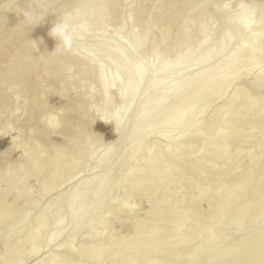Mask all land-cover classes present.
<instances>
[{
	"label": "bare ground",
	"instance_id": "1",
	"mask_svg": "<svg viewBox=\"0 0 264 264\" xmlns=\"http://www.w3.org/2000/svg\"><path fill=\"white\" fill-rule=\"evenodd\" d=\"M86 1H84V5L82 4V7L81 8H79V7H78L79 9L77 8L78 9L77 10L78 17H79L78 22L81 25H83V23H85L87 20L90 21V22L87 21L90 24V28H91L90 31H92V29H93V31H95L96 34H97V36L100 38L101 36H104V34H106L105 32L107 30H105V29H107L108 27L105 28V26H106V24H108L107 22H111L112 20L114 21V20H116L118 18L117 17L116 19H111V21H108L111 18V14H113V12H117V11H113V9L114 8L116 9V7L118 6L117 5L115 7V4L117 2H118V4H120L122 0L121 1L119 0L120 2L119 1L116 2V0H99V1H94V0L93 1L92 0L90 1L89 0L88 2H86ZM125 1H130V0H125ZM131 1H133L132 4L135 2V5H136L139 0H131ZM146 1L144 0L143 3H140V1H139V4H141V5H139L137 7L140 8V6H141V9H143V7H142L143 5L142 4L146 3ZM150 1L152 2V0H150ZM163 1H165V0H163ZM199 1L200 0H198V2ZM204 1H202V2H204ZM256 1L257 0H255L254 2H250V4L248 6H246V8L244 6L246 5V3H249V2H246L245 5L243 4L244 5L243 7L240 6L238 8L236 6L237 7V10L233 14H230L228 12V10L226 9L227 8L226 7L227 6L226 4L228 3V0H220V1H218V4H219V2H221V4H219V5H222L223 4L222 7H224V8L218 6L220 8L218 9L217 14L215 12H213L214 10L217 11L216 10L217 8H215V9L211 8L213 11L212 10L209 11V10H206L207 7L201 9L202 7L200 6L201 8H199V10L200 9L201 10L198 11V13H196V14L194 12L195 15L190 16L187 13L188 16L192 17L191 19L190 18H188V19H190L191 22L193 21V25L195 24L194 22H196V24L199 23V26H197L195 24L197 26L196 29H194L195 27L194 28H191L190 27V30L188 28H185L187 25H189L188 23H187V25H185L186 24L185 23V20H186L187 17L184 16V17H186V18H184L185 20H183V18L181 20L180 17L183 15L182 10H184L185 7H187V6L189 7V5H193V3H195V0H172V1H170V2L173 3L172 5H169L170 7L172 6V8H170V11H172V12L169 11L171 13V15L170 14L168 15V13H167V16H169V17H166L165 16L168 19H166V20L164 19L165 20L164 21L165 22L164 23V26H161V25H163V24H161V23H163L162 22L163 19L161 20V17H163V16L158 15V13H156V12H158L159 9L158 10L156 9L155 13H154V9L152 11L153 13L150 10L149 13H152V14H155V15L149 20V18L151 16L149 17V13H147L146 11H148L147 8H150V7H145L144 10L146 9V11H145L146 13H143V11H142V14H141V12H140L141 15L139 16V18H137L138 17L137 16L138 14H137L136 15V19H138V20L136 21V19H135V22H133L135 24H133L131 22L134 25L133 28H131L130 21H132L134 19V18L133 19L131 18L132 17L131 15H132V13H134L137 10V9L136 10L134 9V12H131L130 15H129V12L130 11L128 12V14L126 13V15H129V17H130V20L129 19H128L129 21L127 20L129 22V26L131 28L128 32L126 31V33L123 35V33L120 31L121 28L125 27L124 25H122V24H125L124 22L126 21V18H127L125 16V18H124L125 20L123 18H120V19H123L124 20L123 23H122L121 20H120L121 22L119 21L118 23L115 22V21L113 22V23H117V24L115 25V27L113 26V29L110 27L113 31L110 32L111 34L109 33L110 34L109 35L110 37H108L109 40H107V39L104 40L105 39L104 37H103L104 39L103 38H100L102 40H100L98 38L93 39L94 37L91 36V37H93L92 38L93 39L92 40V44H88L89 46L86 45V46H88L87 48L85 46L82 47L83 45L81 44L82 45L81 46L80 45V42L85 37L87 38V35L86 34H89V33H86V31H88L87 29H90L89 26H88V28H85V27L78 28L76 34L74 35L73 42H72L71 46H67V45L58 46L59 45L58 40H56L55 38H53L52 36H50L49 30L47 31L49 33L43 32L44 29L41 30L40 28H38V26L36 27V25H32L31 28H27L26 27L27 23L23 19V13L20 14L21 13L20 12L17 15L9 16L8 15V12H10V9L12 7L13 8L15 7V5L12 2H9L11 4L8 3L7 6H5L3 9H1L2 11H0V16H2V15L4 16V17H1L2 19H0V67H2V66H4L5 68L7 67V70L9 69L11 72L10 71H7V72H10V75L8 76L7 73H6L7 76L5 75L3 77V79L6 80V81H3L2 79H1V81H3L4 84H6L7 81H9L8 83H12L10 81H13V86L11 84L7 88L10 89V87H12L11 89L14 91L16 89V87H17V86L15 87L14 84L15 85H18L20 83L25 82L26 80L28 81V79H32V80L35 79L36 81H38V80L41 81L43 78L45 79V78L48 77L49 79H46V80H54L55 78H53V76L51 75L52 74L51 71H53L54 69H56L59 66V64L61 65V63L64 62V61L66 62V64L67 63L70 64V66H68L69 64L68 65L65 64V66H67L68 69H71V67H73L69 71H72L74 69L73 70V74H75V75L74 76H72V74L70 75L73 78L76 77L73 80L74 82H77V79H79V81L80 80H83L86 77L85 76V72L86 73H87V71L88 72H91L93 69H95V70H97V73H95L96 74L95 76L93 75L94 76L93 79L95 78V81L94 80L93 81L96 82V84L98 86V90H96V91H99L98 93H100L102 95V98H103L102 99L103 100V106L101 105L100 110H98V112H99L98 113V117H97L98 118V121L101 120V119H103V116H104L105 112L112 107V104H113L112 103L113 96H115V97H117L119 99L118 102L121 101V104L119 103L120 106H119L118 112L116 114L112 115L107 120V122H106V123H108L111 126L112 134L113 135H115L118 131H120L121 128L122 129L124 128V126H125L124 119H125L126 114L129 111L133 112L134 114L130 118V120L127 122L126 134H130L133 131L134 127L138 123H140L141 121L146 122L145 124H147V126L153 125V122H152L153 119L152 118L154 117L155 113H157V111H159L164 106L165 102L167 100H170V99H171V102L166 107V109H165V111L163 113V117L161 119H159V121L157 120L158 122H155L154 124H156V126H158V129L159 128H163L164 129V127H167L168 125H172V126H174L177 129L178 127H180L181 123L184 122V120L187 119V117H189L188 115L190 114V111L195 106H197L200 102L202 103V101L204 102L207 99L211 100V99H214V98H216L218 96H221V94L225 93L224 91L229 86V84H231V82H234L235 79H237L239 73L240 74L241 73L243 74V72H245L244 74H248V73H246V72H248V70H251L255 66L261 64L262 59L259 57V54L257 53L256 49H255V52L253 50H251V49L249 50L247 48V45L244 43V39H243V37H245L244 34H247L245 32L249 28H254L255 31L258 30V29H260V28H262L261 30H263V28H264V17H263L264 14H263V12L261 13V10L259 12L258 11L256 12L255 9H253L254 8L253 5L254 4L257 5ZM157 2L159 3V0L158 1L156 0V4H157ZM165 2H168V1H165ZM198 2H196L195 5H193V6L196 7V5H197ZM208 3H207V6L210 8L211 7L210 6L211 4L208 5ZM224 3H225V5H224ZM154 4H155V2H154ZM164 4H166V3H164ZM164 4H162V5H164ZM218 4L216 2L215 3V6L217 7ZM162 5H160V6H162ZM212 5H214V3ZM144 6H146V5H144ZM155 6L156 5H154V7ZM259 6H256V7H258V9H259L261 7V6L260 7ZM117 8H119V7H117ZM132 8L130 10H132ZM152 8H153V6H152ZM164 8L161 9V11H163ZM167 8H169V7H167ZM167 8H165V9H167ZM258 9H256V10H258ZM260 9H262V7ZM124 10H125V8H124ZM167 12H168V9H167ZM137 13H139V12H137ZM10 14H12V13H10ZM121 14H123V13L121 12ZM114 15H115V13H114ZM117 16H118V14H117ZM133 17H135V16L133 15ZM158 17L160 18V20H159ZM214 17L215 18L218 17V19L217 18L216 19L218 20L217 23L218 22L220 23V24H218V25H220L219 26L220 29L218 28L217 23L214 22V23H216L217 30L218 29L219 30L218 31L217 30H214V29L212 30V31H214L213 32V35L216 36L215 38H212L211 37V34H210L211 32L209 33V31L211 30V27L213 26L212 25V22H213L212 20H214L213 19ZM157 19H158L159 22L161 21V23L158 22L159 23V25H158V23L156 22V24L158 26H161L162 27V30H161V28H158L157 27L156 29H158V30L160 29V31H157L158 33H157V35H155L154 32H153V28L152 27L153 26H157V25H153V23H155L154 21H157ZM216 19H215V21H216ZM183 24L185 26V27L183 26L184 28L182 27ZM191 24L192 23H190V25ZM91 25L94 26V27L92 28ZM193 25H192V27H193ZM216 26L214 28H216ZM174 27L176 29L177 28H180L179 30H175L176 31V34L175 33L173 34V32H175V31H173L171 33V31H172V29H174ZM36 28H38L39 31ZM94 28H95V30H94ZM125 30H126V28H125ZM44 31H46V29ZM122 31H124V30H122ZM154 31H155V29H154ZM96 34H93V35L96 36ZM120 34H122V37H120ZM171 34H173V35H171ZM209 34H210V37L214 40L213 41L212 39H210L213 42H211L208 39V38H210L209 37ZM86 38H85V40H87ZM169 41H172L170 43H173V44H172V47L170 48V46H171L170 45L169 46L170 49L167 50L166 49V47L168 46V43L167 42H169ZM77 42H78V44H77ZM84 48H86V50H84ZM249 48H250V46H249ZM251 48H252V46H251ZM196 49L198 50V54L197 55L193 54V52ZM36 51H38V52H36ZM194 53H196V51ZM166 54L169 57H168V59L166 61H164V60H162L161 57L163 55H166ZM24 55L26 57L25 60H24V58H21V56H24ZM96 56H98V58H99L98 61L95 60ZM22 59L25 61V63H24V61L21 62ZM263 61H264V59H263ZM58 62H59V64H58ZM20 63L21 64L23 63V64L21 65ZM64 63L61 66H63ZM44 64H47L48 65V69L46 70L47 73L44 71L45 72L44 75H41V73H38L41 76L34 77L32 73H33V70L35 71L36 68L38 69V67H36V66L40 65V67H41V66H44ZM61 66L58 69H60V71L62 72ZM67 67H64L65 70H67L66 69ZM197 67L200 68V69H198ZM64 68H63V70H64ZM41 69H43V68H40V70ZM191 69H198L199 71H196L194 74L193 73L190 74L189 71ZM58 71L59 70H57V72H56L54 70L53 72L54 73L55 72L58 73ZM37 72H41V71H39V69H38ZM63 72H65V71H63ZM63 72L61 74H63ZM188 72H189V74H188ZM263 72H262V74H263ZM67 73L63 74V77L62 78H60V76L58 78L62 79L63 81L65 80V82H66V80L70 81L69 79H71V78H69L70 77L68 75L69 73L68 74ZM70 73H72V72H70ZM91 76H90V79H91ZM262 77L263 78H262L261 82H259V83H262L263 82L262 83V85H263L264 84V76H262ZM257 78H259V77H257ZM255 79H256V77H255ZM48 82H50V81H48ZM55 82H57L56 79H55ZM255 82H253L252 84H254ZM36 83H38V82H36ZM1 85H3V84L1 83ZM1 87H4V86H1ZM256 87L258 88L260 86H257L256 85ZM38 88H40V87H38ZM9 89H7V92H8ZM261 90H264V89H261ZM13 91H12V93H13ZM5 92H3V93H5ZM237 93L234 92V94H237ZM239 93L237 94V96L239 95ZM17 94H19V93L17 92ZM17 94H15V95H17ZM234 94L231 95L232 97L230 96L231 98L228 99L229 102H227V106L229 108L232 105V102L235 101V99H237V100L239 99ZM81 95H82V93H81ZM34 96H36V95H34ZM4 97H5V95H4ZM247 97H249V96L247 95ZM5 99H7V98H5ZM34 99H35V97H34ZM233 99H234V101H233ZM247 99L248 98H246V100ZM239 100L241 101V102L240 101L239 102L243 104V100H245V99L241 100V97H240ZM248 101L249 100H247L245 102H248ZM4 102L5 101L3 100V103ZM74 102H76V101H74ZM249 102H254V101L252 100V101H249ZM249 102H248L249 106L250 107H253V109L254 108L256 109L257 106L254 107V103H253V106H251L252 104L250 105ZM263 102H264V100H263ZM26 103H27V101H26ZM66 105H67V102H66ZM84 105H86V104H84ZM208 105H209V103H208ZM212 105H213V103H212ZM243 105L245 106V104H243ZM77 106H79V104H76L74 107H77ZM237 106H238V104H237ZM232 107L239 114H245L246 113L245 112L246 110L244 109L245 110L244 111L243 108H242L243 106L241 107V109H242V112L244 111L245 113H242L241 110L239 109V107H238V110H237L236 109L237 107L235 106V104ZM262 107L263 108H260L259 109L260 111L257 109L259 111V117L261 115L260 113H263L264 112V105ZM25 108H26V106H25ZM53 108H55V107H53ZM13 109H15V108H13ZM76 109L78 111V108H76ZM81 109L82 110H85L86 108L85 107L84 108L82 107ZM255 109L254 110L249 109L248 111H250L253 114V112L255 111ZM74 110H75V108H74ZM222 110H219V111H222ZM239 110H240L241 113L239 112ZM79 111H80V109H79ZM224 111H225V109H224ZM82 112L84 113V111H82ZM236 112H235V114H233L235 117H234V119H231L232 122H233V120H235V118H236V120H239V118H237V117H240V116ZM79 114L80 113L78 112L77 115H79ZM86 114H88V113H85V115L83 114V116H86ZM247 114H249V113L247 112ZM255 114H256V112L254 113V117L255 118H258V121H259V123H256L257 124V127L259 125V127H261V131H262L264 129V127H263L264 126L263 125L264 123L263 122L262 123L260 122L261 121L260 118L257 117L258 116V113L256 114L257 116H255ZM83 116H79V117H83ZM89 116L90 115L88 114L87 117L89 118ZM263 116H264V114H263ZM249 117H250V115H249ZM251 117H253V116H251ZM251 117L249 119L250 121L252 119ZM254 117H253V119H254ZM41 119H43V118H41ZM80 119H83V118H80ZM240 119H244V118H242V115H241V118ZM246 119L247 118H245V120ZM261 119L263 120L262 117H261ZM44 120H45V118H44ZM50 120H51L50 123L53 125V127L55 125V127L58 128V126H56V123L57 122L56 121H52V119H50ZM245 120H243V123H244ZM82 121H84V120H82ZM87 121H90V120L87 119ZM258 121H256V122H258ZM67 122H69V121H67ZM232 122H231V125L233 123L236 124V122H238V121H236V122L234 121L233 123ZM252 122H254V120ZM184 123H183V125H184ZM247 123L249 124V122H247ZM57 124H59V122ZM81 124L83 125L84 123H81ZM90 124L91 123H89L87 125L89 126ZM198 124H199V122H198ZM250 124L253 125L251 122H250ZM261 124L263 126H261ZM5 125H7V124H5ZM35 125H37V123ZM45 125H47V124H45ZM82 125H78V126L82 127ZM84 125H85V127L87 126L86 123ZM251 125H248L249 126V128H248L249 130H250V126ZM254 125H255V122H254ZM254 125L252 127H254ZM188 126H190V125L188 124ZM188 126L186 127V130H187ZM193 126H195V125H193ZM193 126H191L189 129L190 130L193 129L192 128ZM75 127L77 128V126H74V129H75ZM227 127H229V125ZM236 127H235V129H232V128H234V125H232V127L231 128L229 127V128L232 129V130H235V133H236V132H238V130L236 131ZM83 128H84V126L82 127V129ZM87 128H89V127H87ZM87 128H86V130H87ZM199 128H200V126H199ZM255 128H256V125H255ZM61 129L63 130L64 127L61 128ZM79 129L80 128L77 129V133H78V130ZM156 129H157V127H156ZM252 129H254V128H252ZM190 130H188L186 132H190L191 133ZM200 130H202V129H200ZM200 130L197 131V129H196L195 131L199 132ZM258 130H260V129H258ZM69 131L71 132L72 130L70 129ZM84 131H83V135H85L84 134ZM193 131H194V129H193ZM70 132H69V134H71ZM194 132L192 133V135H194ZM252 132H253V130H252ZM80 133H82V131ZM232 133H234V131H232ZM243 133H244L243 135H246L245 133H248V132H243ZM66 134H68V133H66ZM231 134H230V136H231ZM240 134H242V133H240ZM77 135H79V134H77ZM187 135L189 137V133ZM233 135L231 137L229 136V138L227 136L225 138V142H229L230 141L231 143H233V141H231V140H236L237 139V136H239V134L238 135L235 134L236 135V136H234V137H236V139H235L233 137ZM72 136H73V134H72ZM75 136L76 135H74V137ZM66 137H68V136L66 135L65 138ZM191 138H193V137H191ZM239 138H240V136L238 137V141H239ZM81 139H83V138H81ZM14 140H15L14 138H11V144H13L15 142ZM66 140H69V139H66ZM79 140H80V135H79ZM173 140L174 141L172 143H174L175 140L177 141V139H174V138H173ZM183 140H185L184 137H183ZM69 141L67 143L68 144H72V143H69ZM72 141H74V139ZM38 142H40V140ZM75 142L77 143V141H74L73 142V145H69L70 147L68 146L69 147L68 150H66V149L65 150L64 149H59L58 152L56 151L57 153L54 152L55 154L53 153L54 156H52V158H51L52 161L48 165L45 163V161H43L44 163L42 161H40L41 160L40 159V156L43 155L44 153L42 154L41 152H38V154L40 153L41 155L40 154L39 155L36 154V155H32L33 156L32 158H29L30 155L32 154L31 151H33V150H30V151L28 150V152L30 153V155L25 150L23 152H26V154L23 153L25 155H22V156L23 157H26V158H22V156L20 157V158H22V161L25 160L24 161V166H22V165L19 166L18 165L19 167H17V165L15 166V162H14L13 164L17 168L15 169L13 167L14 170H15V172H13L14 173L13 175L12 174H9V176H7L8 175L7 173L10 172V171L6 170V172L7 171L8 172L4 174L5 176L2 175L3 172L1 171L2 172L1 173V177H5V178L3 179V178L0 177L1 178L0 182H5L7 184V185H5L6 188L4 190H2V191H4L3 195L0 194V218L1 219L2 218H5L8 215V213H7V215L5 216V214H6L7 211L10 212V210L4 211V210L7 209V207L5 206V201H3V199H6V197L9 196V195H5V194L14 193L15 194V196H14L15 197V200L16 199H19V197H20V195L18 194L19 191H20L19 190V187L21 185H24L25 182H26V180L28 178H29V180L30 179H33V177H34V179L38 178L40 175H43V173L45 174L46 171H47V168H49L50 166H51L50 168H51L52 171H50V173H48V176H50L52 178H55L57 176V174L59 173V169L60 168H61V171H64V170L65 171H70L71 169H74V168H77V167H80L81 168V166H79V165H84L85 166V165H87V163L91 159H94L93 160L94 161V164L92 166H99L100 164H102L106 160V158L108 156V153H109V150L108 149H103L101 152H99L96 155V150H92V148L87 149L86 146H88V145H86L85 141H83V143H82V140H81V143L82 144L80 146L78 145L79 144V142H78V144H77L78 147L76 146L78 149L76 150L75 149V146H74L75 145L74 144ZM177 142H179V141H177ZM51 143H49V144L51 145ZM222 143H224V139H223ZM231 143H230V145H231ZM37 145L35 144V146L38 148L39 146H37ZM204 145H205V143H204ZM227 145H228V149H229L230 148L229 147V144H226V147H227ZM257 145H256V147H258V150H259L260 149L259 148L260 145H258V146ZM11 146H14V145H11ZM41 146H43V144ZM65 146H67V144ZM71 146H74V147H72V149H71ZM154 147H153V150H154L153 153H151L152 151L150 150L151 152L148 155L149 157H147V159L144 160V162H143L144 164L140 165V167L138 169V172L135 171V173L136 172L137 173L136 174L134 173V176H132L131 179L129 178V180L132 181V183L134 184V186H136V188H138L140 184H144L145 183L144 181L146 179H147V181H149L148 180V179H150L149 177L153 176L154 173L156 174V178H157V176L159 177V174L161 175V178H162L161 181L162 182L167 181V180L169 181L170 179H172V180L174 179L175 182L180 181V179H178L179 174L177 173L178 176L176 175L177 176L176 177V176H173V175H175V173H173V172L174 171L175 172L176 171L179 172V169L182 170L181 168L174 166L172 170L171 169L169 170V168H172V167H169V168L166 167V166H168L167 163L165 165H163L164 162H165L163 159H165L164 158L165 155L168 154V152L170 150L166 153L165 152L166 150L165 151H163V150L161 151V148L159 150V149L154 148ZM9 148H11V147H9ZM39 148H41V147H39ZM39 148L37 149V151L39 150ZM64 148H67V147H64ZM73 148L75 150H73ZM17 149H18V151L20 150L19 148H17ZM46 149H47V147H46ZM155 149H157V150H155ZM226 149L227 148H223L222 149L223 151H221V153L224 152L226 154V152L228 151V149L227 150ZM41 150L45 152L44 148L41 149ZM55 150H56V148H55ZM60 150L61 151L64 150V151L61 152ZM218 150H220V149H218ZM258 150L256 149V151H258ZM5 151L3 153H5ZM52 151H54V150L52 149ZM213 152H211V153L209 152V153L212 154ZM236 152L238 153V150ZM258 152L260 153V151H258ZM258 152H256V153H258ZM209 153L207 154V159H208V155L210 156ZM261 153H262V151H261ZM33 154H34V151H33ZM215 154H214V156L216 158H214L211 155L213 157L212 159L213 160L219 159V158H217L218 156L215 155ZM217 154L219 155V153H217ZM225 154H223L222 156L220 155V156L223 158V157H225L224 156ZM258 154H256V155L257 156H260L261 155V154H259V155ZM178 155H179V153L177 155L176 154L171 155L173 157V160L174 161L175 160L176 161L177 160H180L181 158L183 159V157H181L180 155H179L180 159L179 158L176 159L175 157H178ZM254 155H250V157L251 156H254ZM263 155H264V153H263ZM46 156H48V154H46ZM250 157H248L249 158L248 159L249 160L248 163L250 165V169L247 172L250 171L249 174L250 175H253V177L255 175L258 176L257 179L254 180L255 182L251 186V189L253 190L252 191L253 193L250 194V195L245 194V192L247 190H249L248 188H250L251 181L253 182V180H250V179H252L253 177L252 178H249L248 177V178H245V179L242 178L243 180L242 181L240 180V182H231V181L228 180V178L232 176L231 173H229V169L228 168H226V169H228V173L231 175V176L229 175V177H228L227 170H223V169L220 170L223 167H221L219 169V171H218L217 169L219 167L216 168V165H214L215 168H216L215 169L214 167H212L213 165H211L209 168L212 167L211 169L214 168V170H211L210 169L211 171L210 170H207V171H210L209 174H212L213 177H214V178L211 177V180L212 179L216 180L215 184L212 185V183L210 181H207V178L208 177H206V175L204 174L206 169H204L203 163H198L196 165L197 162L196 161H195L196 163L194 162L195 163L194 164V167H191L192 168V170H191L192 172L191 173H193V174H191V173L190 174L194 176L193 180L195 181V183H193L194 181H192V179H190V176L188 178V179H190V181H192L191 184H194V186L191 185L193 187L192 191L194 190V193L192 194L193 196H192L191 199H192V202L193 201L195 202V200H197V199L200 200L199 197L201 195L205 194V196H206V194H207V197H208V199H207L208 200V203H207L208 207L207 208L208 209L205 210V212H203V213H202V211L200 209H197L196 208L195 205L197 203H194L195 205L192 204V205H194V206H192L193 208H191V205H190L188 207L182 208L183 209L182 211L180 209L181 214L178 213V210H174V209H176L175 207H174V209H170L169 208L170 210L169 209L166 210V208H164L166 211H161V209L164 206L162 208H160V206L162 205V204L160 205V202H159L160 200L159 201L154 200L155 197H156V196L154 197L155 194L154 195H151V196L148 195L149 196V199L152 197L151 198V201H150L151 202L150 205H151V208L153 209V212H152L154 214L153 216L160 217L159 218V222L158 223L152 222L153 219L151 220V222H149V221L148 222H136L134 224L135 226H134V229H133V233L130 234L131 236H129L127 238L126 237L124 238V235H123V237L120 236L121 238H119L117 236L118 238L117 237L116 238L118 239V242L116 240H114V241L118 245V248L115 247L116 250L118 249L117 252L119 253L118 254V260H119L118 263L121 262V260H122L120 258H123L124 256H125V258H127V262L129 264H134V262L137 261V260H139L138 262L144 261V258H143L144 256L142 257L143 260H140L141 258L139 259V257H138L139 255H142V254H146L147 255L148 253L152 252L154 254V257H155V254H158L159 255L160 252L161 253H164L163 251L167 250V248L169 247V245H172L171 246L172 247L171 249H173V245H174V247H176V245L179 242H182L183 241V239H184V237H185L186 234H182L181 233L182 230L181 231H179V230L184 225L186 226V224L188 223V221H190L188 219H191L193 221V223H192L193 224L192 225L193 231L190 228H189V230L192 231V234L193 233L199 234L200 233V232H198V230H200L199 228H205L206 229V227H208L211 222H215L214 221L215 219L222 220L223 217H221V216L222 215L224 216V213L223 212L224 211L226 212V210H228L229 207H231V206L234 207L233 204H237V205L233 209V214H231L233 220L235 221L234 227H233V224L231 226V227L234 228V231H230L231 233L232 232L234 234L238 233V228L240 229L242 227V225H241L242 224V221L241 220H244L245 217H246L245 218V221L247 220L248 223L253 224L258 219H259V222H260V219H262L264 217V203H263L264 201H262L264 199V197L263 198L262 197L260 198V196L262 194L261 191L263 190V187H264V163L263 164H262V162L259 163L261 160L258 161L257 158H255L256 156L251 157V158ZM20 158H19V160H20ZM45 158L47 159V161H50L48 157H45ZM204 158H202V160ZM263 158L264 157H262V161L264 160ZM182 159L180 161H182V163H184L183 161L185 159L184 160H182ZM210 159L208 161H210ZM42 160H43V157H42ZM173 160H172V162H173ZM176 161L173 162V163H176ZM199 161H201V160L199 159L198 162ZM19 163H21V162H19ZM177 163H178V165L180 164L179 162H177ZM225 163H227V162H225ZM16 164H17V160H16ZM210 164H213V162L211 163V161H210ZM173 165H175V164H173ZM189 165L187 167H189ZM206 165H207V168H208V163L207 164H204L205 168H206ZM180 166L182 167L183 165H180ZM191 166H193V165H191ZM183 167H185V166H183ZM7 168L10 169L9 166ZM186 168H183V169L186 170ZM2 169H4V167ZM189 169H190V167H189ZM239 170H241V169L239 168ZM181 172L182 171H180L179 173H181ZM249 174H247V175H249ZM180 175H182V176H179V178L183 177V173L180 174ZM30 177H32V178H30ZM50 177H49V179H51ZM231 178L233 179V177H231ZM106 179H107V175L106 174H102V175L97 176L96 178L94 177V179L92 178L91 180H87V181L86 180L85 181L83 180L84 182L83 181H80V183L78 182L79 184H76L75 187L73 186V188H71V189L69 188V190H67L65 193H63L61 196H59L56 205H53V207H50V208L47 207L49 210H51L50 211L51 212L50 213V220L52 222V225L53 224H56V222H58V218H59L60 214L65 209H71L70 210L71 211L70 219L72 220V224L73 225H77L80 222L81 217H82V212H83L82 207L84 206V203L87 202V198H85V194H88V192L86 193V191H91V190H87V189H90L89 187L91 185H95V188H96L95 191L93 193L91 192L93 194V195L91 194L92 195V203H91L92 205L91 206H92V210H93V209H95L99 205V203L101 202V200H103V198H102L103 197V193L101 191L102 190L101 185L103 184L104 180H106ZM176 179L178 181H176ZM182 179L188 180L187 178H182ZM208 179H210V177ZM29 180H27V181H29ZM157 180H158V178H157ZM157 180H155V177H154L153 182L154 181L156 182ZM159 180L157 181V183L158 182L160 183ZM172 180H170V181H172ZM183 181L181 183H183ZM237 181H239V180H237ZM150 182H152V181L150 180L147 183L150 184V186H151L152 183H150ZM147 183H145L146 186H147ZM172 183H174V182H172ZM178 183H180V182H178ZM178 183H177V186L179 185ZM208 183H211V184H208ZM137 184H139V185H137ZM160 184L162 185V183H160ZM168 184H171V183L168 182ZM1 185H2V183H1ZM152 185H155V184L153 183ZM25 186H26V184H25ZM129 186H132V185H129ZM162 186H164V185H162ZM179 186H181V185H179ZM21 187H23V186H21ZM132 188H134V187H132ZM136 188H135V190H136ZM153 188H155V186L154 187L152 186V190H153ZM156 188H157V186H156ZM221 188H223V190H224V188H226V191L227 192H226L225 196L222 195L223 198L221 199V203L219 204V202H220L219 199L221 198V196H220V194L218 195V193L220 191H222ZM25 189H26V187H25ZM130 189H131V187H130ZM164 189H166V188H164ZM167 189H168V187H167ZM0 190H1V187H0ZM46 190H48V189L45 188L44 191H46ZM131 190H134V189H131ZM26 191H24V192L26 193ZM134 191H131V192L135 193L136 191L135 192ZM148 191H149V189H148ZM148 191H147V193H148ZM157 191L152 192V194L153 193H156ZM176 192L178 194L179 191L177 190ZM143 193H145V192H143ZM220 193H222V192H220ZM177 194H175V196H177ZM39 195H40V197H43L44 196V193H42V191H41V192H39ZM39 195H38V197H39ZM131 195H134V194H131ZM262 195L264 196V194H262ZM153 197H154V199H153ZM184 197L186 198V196H184ZM156 198H160V197H156ZM216 198H218V200H219V201H217V204H219V205L216 206V207H214L213 206L214 204L212 203V201L215 200ZM161 199H162V197H161ZM259 200H260V202L258 203ZM163 201H165V198L163 199ZM169 203H170V200H169ZM182 203H184L183 199H182ZM163 204H165V203L163 202ZM181 204H178V205H181ZM189 204H191L190 201L188 202V205ZM257 204L258 205L259 204H262V205L259 207ZM168 205H170V204H168ZM168 205L165 206V207L168 208ZM174 205L176 206V204H174ZM183 205L187 206L186 204H183ZM99 206H101V205H99ZM232 207H231L230 211L232 210ZM48 209H46V210H48ZM172 210H174V211H172ZM228 212H229V210H228ZM228 212H226L225 215H227ZM156 213H157V216H156ZM23 215L25 216V214H23ZM218 216L221 217L222 219L221 218H217ZM247 217L250 220H248ZM147 218H145V219H147ZM227 219H228V217H227ZM24 220H25V217H24ZM43 220H45L44 219V214L42 215V213H41L36 218L35 224L34 223L32 224V225H34V227L32 228L33 230L28 234V239L24 240V241H26V242H24V244L25 245L27 244V247H28V249H27L28 254H31V253L34 252L35 248L37 247V245L39 244L40 240L43 238V236L45 234V233H43V230L42 229H39V227L41 228L40 225L43 223ZM19 221H20V219H19ZM26 221H27V219H26ZM141 221H143V220H141ZM185 221H187L186 224H184ZM245 221H243V222H245ZM20 222H22V221H20ZM225 222H227V221H225ZM263 222H262V225L260 224L261 226L258 228V231H256V234L254 235L253 234L254 232L252 233L254 235V237L252 239H250L249 241H247L245 244H244V242H243L242 245L240 244L241 245L240 246L241 247L240 249H243V247L245 248V249H243V250H245V255L243 256L244 258L242 259V262H241L242 264H264V223ZM169 223H171V228L173 226L172 231L169 230V229L167 230V228H168V225L167 224H169ZM216 223H217V221H216ZM230 223H233V221L230 222ZM230 223H228V224L230 225ZM246 223L247 222H245V225H246ZM228 224H226L227 227H229ZM254 224H256V223H254ZM18 225H21V224H18ZM164 225L167 228H165ZM216 225H215L216 231L218 229H221L220 228L221 226L223 227V229L225 227V226L219 224V225H217V226H219V228L217 227L218 228L217 229L216 228ZM239 225H241V226L238 227ZM169 226H170V224H169ZM189 226H191V224ZM213 226H211V229L214 228ZM208 228H210V226ZM14 229H16V228H14ZM211 229H208V231L211 230ZM221 230L219 232L218 231L217 232L219 234L220 233L223 234L224 233L223 232L224 230H222L223 233L221 232ZM54 231L51 230V229L48 231V234L49 235H47V236L49 237V240L47 241V243H49L51 241V238L53 237ZM178 231H179V233H178ZM184 231L186 232L187 230H184ZM191 231H189V232H191ZM208 231H206V233ZM248 231H251V228ZM213 232L215 233V231H213ZM180 233H181V235H180ZM212 233L211 234L207 233V234L208 235H211V237H212V235H213ZM231 233H228V234H231ZM221 234H220V236H222ZM239 234H241V233H239ZM223 237L224 238H222L220 240H219L220 237H218L216 239V241H213L216 238L215 236L213 237L214 239L212 238L213 240L211 238H209V239L206 238V239H204V242H202V245L198 244L199 245L198 247L201 246L199 249L197 247H194L193 249L196 248L198 250V252L196 251L195 253H199L200 250H202L201 248L205 249V251L204 250L201 251L203 253H199V254H202V256L204 255V252L206 253V251H208V254H209V250H213L215 252V250H217L219 247H222L224 245V243H226V240H228L230 238L229 237V238L226 239V237L224 235H223ZM113 238H115V237H113ZM7 240H6V242H7ZM240 240L242 241V238ZM241 241H238V242H241ZM191 242H193V241H191ZM7 244L5 243L3 245H5V247H6ZM18 245H20V244H18ZM114 245H115V243H114ZM236 245L237 244L235 243V246ZM100 246H102V245H100ZM177 246H178V248H180L179 245H177ZM20 248H22V247H20ZM226 248L228 249L230 247H226ZM7 249H5V250H7ZM107 249H108V247H107ZM237 249L238 248H236V249L234 248V250L236 252L237 251H240V250H237ZM96 250H97V248H96ZM96 250L95 251L92 250L93 252H95L94 253L95 255L93 254L94 255L93 256L94 259H96L99 256V254H101V252H103L102 251L103 249H100L98 251H96ZM111 250H112V247H111ZM173 250H175V249H173ZM230 250H232V249L230 248ZM92 251H90V252L92 253ZM169 251H170V249H169ZM105 252H107V251H105ZM166 252H168V251H166ZM224 252L227 253L226 251H223V253ZM20 253L21 252H19V254ZM192 253H191V256L189 255L191 258L189 256H187L189 259H194L196 257V255L197 256L199 255V254H195V253L192 254ZM211 253H212V251H211ZM223 253H222V255H223ZM111 254H112V252H111ZM160 255L162 256V254H160ZM163 255L166 256V254H163ZM2 256H3V254H2ZM200 256L201 255H199L197 258H199ZM5 257L3 259H5ZM91 257H92V254H91ZM171 257H172V255H171ZM219 257H220V255H219ZM212 258L214 259V257H212ZM0 259H1V257H0ZM146 259H147V257H146ZM165 259H164V261H165ZM176 259H178V258H176ZM54 260H55L54 258H50L49 263H47L48 261H46L45 264H54V262L56 261V260L55 261ZM106 260L107 259H105V261ZM150 260L152 261V259H150ZM197 260L196 259L193 260L192 263L194 264V262L195 261L197 262ZM238 260H236V261H238ZM63 261H64V259H63ZM99 261H100V259H99ZM122 261L125 262L124 260H122ZM149 261H148V263L146 261V262H144L142 264H149ZM189 261H191V260H189ZM207 261L209 263V260H207ZM224 261H226V260L224 259ZM40 262H37L36 261L33 264H43L42 261H40ZM127 262H125V263L128 264ZM232 262H233V260L231 259L230 261H228V264H230V263L232 264ZM60 263H61V261H60Z\"/></svg>",
	"mask_w": 264,
	"mask_h": 264
},
{
	"label": "rangeland",
	"instance_id": "2",
	"mask_svg": "<svg viewBox=\"0 0 264 264\" xmlns=\"http://www.w3.org/2000/svg\"><path fill=\"white\" fill-rule=\"evenodd\" d=\"M84 1H86V0H84ZM84 1L83 0H68V1L67 0H56V3L42 17V19L37 24H29V23H27L26 27L27 28H31L32 25H36V27L38 26V28H40L41 30L42 29H44V30L46 29V31L43 30V32H47L48 30L50 32L51 28L58 21V18L62 14V12L70 10L71 7H73V6H77V8L78 7L81 8L82 4L84 5ZM88 1L89 0H87L86 2H88ZM94 1H99V0H94ZM117 1H119V0H116V2ZM139 1H140V3H143L144 0H142V1L139 0ZM139 1L137 2L136 5H135V2L133 3L134 4L133 5L132 4L133 1H131V0L130 1L122 0L120 4H118V2L115 4V7L118 5L117 7H119V8L116 7V9L114 8L115 10L113 9V11H117V12H113V14H111L110 20H108V21H111V19H116L118 17L114 21L118 23L121 20L122 23H123L124 20H125L124 18L126 16L127 18H126V21L124 22L126 25L122 24L125 27H123L124 29L121 28V30H120L123 33V35L126 33V31L128 32L131 28H133V26H134L133 24H135L133 22H135L136 15L138 14L137 18H139V16L142 14V11H143V13H146V12L149 13L150 10L152 12L153 9H154V13H155L156 9L157 10L159 9L158 12H156V13H158V15L163 16V17H161V20L163 19V21H162L163 23H161V21L159 22L158 19H157V21H154L155 23H153V25H157L156 22L157 23L159 22V23L163 24L161 26H164V23H165L164 21L166 19H168L166 17H169V16H167V13H168V15L169 14L171 15L170 12H172V11H170V8H172V6L170 7L169 5L173 4L172 2H170L172 0H165V1H168V2H165L163 0H161L162 1L161 2L159 0V3L157 2V4H156V0L155 1L152 0V2L150 0H147V1L145 0L146 3L142 4L143 5L142 6L143 9H141V6H140V8L137 7V6L141 5V4H139ZM202 1H204V0H200L199 2H198V0L197 1L195 0V3L198 2L197 3L198 6L196 5V7H194L193 5H195V3H193V5H189V7L187 6V7H185L184 10H182L183 15L180 18H181V20H182V18H183V20H185L184 18L187 17L186 20H185V23H186L185 25H187V23L189 24L186 27L183 24L182 27L184 26L185 28H188L189 30H190V27L191 28L195 27L194 29H196V27L199 26V23L196 24V22H194L197 26L195 24L193 25V21L191 22V20H190L192 17H190V16L195 15L196 13H198V11H200L201 9H203L205 7H207L206 10H209V11L212 10L211 8H213V9L217 8L216 9L217 11H215V10L213 11L212 10L213 12H215L217 14L218 9L220 7H222V5H223V4L219 5V4H221V2H219V4H218V1H220V0H217V1L216 0H205L204 2H202ZM215 1L218 4L217 7L215 6V3H216ZM254 1L255 0H253V1L252 0L251 1L250 0H228V3L226 2L227 3L226 4L227 5L226 9L228 10V12L230 14H233L237 10V7L238 8L240 6L243 7L246 2H249V3H246V5L244 6L246 8V6H248L250 4V2H254ZM9 2H12V0H9ZM154 2H155V4H154ZM152 3L154 5H156V6L154 7V5ZM164 3H166V4H164ZM207 3H208V5L211 4L210 8L207 6ZM213 3H214V5H212ZM256 3H257V5L254 4L253 5L254 6L253 9H255L256 12L257 11L259 12L261 10V13L263 12V14H264V0H257ZM9 4H11V3H9ZM159 4L160 5L164 4V5H162L163 6L162 7ZM14 5H15V7L14 8L12 7L10 9V12H8L9 16L17 15L20 12H21L20 14H22L23 13V9L28 6V0H16V3ZM144 5H146V6H144ZM224 5H225V3H224ZM259 5L262 7V9H260L261 7ZM5 6H7V4L6 5H0V11H2L1 9H3ZM129 6L131 8L134 6L135 8L133 7L132 10H130L131 8ZM152 6H153V8H152ZM218 6H220V7H218ZM256 6H259L260 8L258 9V7H256ZM145 7H150V8H147L148 11H146V9L144 10ZM164 7L165 8L169 7V8H167L168 12H167V9H165ZM124 8H125V10H124ZM163 8H164V10L161 11V9H163ZM199 8H201V9L199 10ZM222 8H224V7H222ZM134 9L135 10L137 9V10L134 12ZM256 9H258V10H256ZM121 12L123 14H121ZM128 12H129V15L131 14V12H134L131 15L132 16L131 18L132 19L134 18L132 21H130V23L131 22L133 23V24L131 23V25H130L131 28H130L129 22H128L130 20V17H129V15H126V13L128 14ZM137 12H139V13H137ZM140 12H141V14H140ZM194 12H195V14H194ZM10 13H12V14H10ZM114 13H115V15H114ZM152 13H149V17L151 16L149 18V20L155 15V14H152ZM187 13L190 16H188ZM117 14H118V16H117ZM133 15L135 17H133ZM184 16H186V17H184ZM1 17H4V16L3 15L0 16V19H2ZM263 17H264V15H263ZM120 18H123L124 20L120 19ZM188 18H190V19H188ZM216 18L218 19V17H216ZM216 18L215 17L213 18L214 19V20H212L213 21L212 22L213 26L211 25L212 27H211V30L209 31V33L211 32L210 34H211L212 38L216 37V36L213 35L214 31H212L213 29L217 30L216 23H217L218 20ZM215 19H216V21H215ZM137 20L138 19H136V21ZM159 20H160V18H159ZM87 21H86L87 27H85V28H88V26L90 28V24L88 23L90 21H88V22ZM114 21L112 20L111 22H107L108 24H106V26H105V28L108 27L107 29H105V30H107L105 32L106 34L103 33L104 36H101L100 38L104 37L105 38V39L103 38L104 40H106V39L109 40L108 37H110L109 36L111 34L110 32L113 31L112 30L113 26L115 27V25L117 24V23H113ZM214 22H216V23H214ZM159 23H158V25H159ZM190 23H192V24L190 25ZM218 24H220V23L218 22L217 25ZM158 25L152 27L153 28V32H154L155 35H157V33H158L157 31H160V29L159 30L156 29L157 27L161 28V30H162V27L158 26ZM192 25H193V27H192ZM215 26H216V28H214ZM219 26L220 25H218V28H219ZM93 27L94 26H92V28ZM38 28H36V29L38 30ZM125 28H126V30H125ZM154 29H155V31H154ZM179 29L180 28L176 29L174 27V29H172L171 33L173 31L179 30ZM261 29L262 28H260V29L255 31L254 28H249L245 32L247 34H244L245 37H243L244 43L247 45V48L249 50L251 49V50H253L255 52V49H256L257 53L259 54V57L262 59L261 64L255 66L251 70H248V72H246V73H248V74L250 73L249 75L248 74H244L245 72H243V74L239 73L237 79H235L234 82H231V84H229V86L224 91L225 93L221 94V96H218V97H216L214 99H211V100L207 99L204 102L202 101V103L200 102L197 106H195L190 111V114L188 115L189 117H187L188 120L185 119L184 120L185 123L182 122L180 127H178L177 129L174 126H172V125H168L167 127H164V129L163 128H159L158 129V126H156V124H154L155 122H158L159 119H161L163 117V113H164L166 107L171 102V99H170V100H167L165 102L164 106L159 111H157V113H155L154 117L152 118L153 119V121H152L153 125L147 126V124H145L146 122L141 121L140 123H138L134 127L133 131L130 134H126L127 122L130 120V118L134 114L133 112L129 111L126 114L125 119H124V123H125L124 128L123 129L121 128L120 131H118L115 135H113L111 126L108 123H106V122L112 115H114V114H116L118 112V109H119V106L121 104V101L118 102L119 99L117 97L113 96L112 107L105 112V114L103 116V119L98 121V118H97L98 117V113H99L98 110H100L101 105L103 106V100H102L103 98H102V95L100 93H98L99 91H96V90H98V86H97L96 82H94L95 78L93 79V77L96 75L95 73H97V70H95V69H93L91 72H88V71H87V73L85 72V76L86 77L88 76L87 77L88 79L85 77L83 80L79 81V79H77V82H74L73 80L76 78V77H74V78L72 77V76L75 75V74H73V70L74 69L72 71H69L73 67H71V69H68V67L65 66L66 62L64 61L65 62L64 63V62L61 61L62 62V63L60 62L61 65L63 63H64V65L61 66L59 64V62H58L59 66L56 69H54V70L56 72H57V70L60 71V69H58V68L61 66L62 72L65 71V72H63V74H65L67 72L69 73V74L67 73L69 76L72 74V76L69 77V78H71V79H69L70 81H68V80H66V82H65V80L63 81L62 79H60V78L63 77V74H61L62 72L58 71V73H59L58 74L56 72L54 73L53 72L54 70H53V71H51L52 74L51 73L50 74L53 76V78H55L57 80V82H55V79L54 80H46V79H49L47 76H46L47 78H45V79L43 78L41 81H39V80L36 81L35 79L34 80L28 79V81L26 80L25 82H23L24 84L23 83H20V84L17 83L18 85L14 84V86L15 87L17 86V87L13 91L11 89L12 87H10L11 90L9 88H7L11 84L13 86V81H10L12 83H8L9 81H7L6 82L7 85L3 83V81H6V80L3 79V77L6 75V73L9 76L11 71L9 69L7 70V67L6 68L4 66L0 67V95H1L0 96V165L2 166V167L0 166L1 167L0 168V177H1V173L2 172H3V174H2L3 176H5L4 174L7 173L8 171H10L11 173L8 172L7 176H9V174L13 175L14 174L13 172H15L14 168L16 169L20 165L24 166V161L25 160L23 159L24 161H22V158H26V157H23L22 155L26 154V152H23L25 150L27 151V153L29 155H30V153L28 152V150L29 151L30 150L34 151V154H33V151H31L32 154L30 155L29 158H32L33 157L32 155H36V154L39 155L40 153L38 154V152H41L42 154L44 153L43 155L40 154L43 157V160H42V157L40 156V159H41L40 161H42V162L45 161V163L47 165L51 163L52 156H54V154L57 153L59 151V149L68 150L69 147H70L69 145H73L74 141H77V143L76 142L74 143L75 144L74 146H75L76 150L78 149L77 148L78 147L77 146L78 142H79L78 145L80 146L83 143V141H85L86 145H88V146L85 145L87 149L92 148V150H96V155L99 152H101L103 149H108L109 150V153H108V156H107L106 160L102 164H100L99 166H92L94 164V161H93L94 159H91L87 163L88 166L87 165H85V166L84 165H79V166H81V168L77 167V168L71 169L70 171H65L64 170L65 172L61 171V168H60L59 169V173L57 174V176L55 178H52V177L48 176V173H50V171H52L51 168H50L51 166H50L49 168H47V171H46L45 174L43 173V175H40L36 179H34V177H33V179L29 180V178H28L27 180H29V181L26 180L27 183L25 182L26 186L24 184V185H21L23 187H21V186L19 187V190H20L19 193H18L20 195L19 199L15 200V197H14L15 194L14 193L5 194V195H9V196H7L6 199H3V201H5V206L7 207V209L4 210V211L10 210V212L7 211L6 214L4 213L5 216L8 213V215L6 217L4 216L5 218H2V219L0 218V257H1L0 264H33L36 261L37 262L42 261L43 264H45L46 261H48L47 263H49L50 258H54L56 260V261L54 260L55 261L54 264H59L60 261H61L60 264H105V263L106 264H126L125 262H127V258H125V256L123 257L124 259L120 258V259L124 260L125 262H123L121 260V262L118 263V261H119L118 260V254L119 253L117 252L118 249L116 250V248H118V245L116 244V242L114 240H116L118 242L117 238L118 237L121 238L120 236L123 237V235H124V238L125 237L127 238V237L131 236L130 234L133 233V229H134V226H135L134 224L136 222H148V221L151 222L152 219H153L152 222H156V223L159 222V218L160 217L157 216V213H156L157 217L153 216L154 215L152 213L153 209L151 208V205H150L151 204L150 201H151L152 197L149 199V196L155 194L154 197L155 196L156 197H160V198H156L155 197V199L153 197V199L157 200V201L160 200L159 201L160 205L162 204L160 206V208H162L164 206L161 209V211H166L169 208L170 209H174V207H175L176 209H174V210H178V213L181 214V211L183 210L182 208L188 207L190 205H191V208H193L192 206L195 205L194 203H197L195 206H196L197 209H200L202 211V213L205 212V210L208 209L207 208L208 207V205H207V203H208L207 194H206V196H205V194L201 195L199 197L200 200L197 199V200H195V202L194 201L192 202V199H191L192 196H193L192 194L194 193V190L192 191L193 187L191 186V185L194 186V184H191V182L194 181L193 180L194 176L191 175V174H193V173H191L192 172L191 171L192 170L191 167H194V164L196 162H197L196 165L198 163H203V167H204V169H206L204 174L206 175V177H208V178L210 177V179L207 178V181H210L212 183V185L215 184L216 180H214V179L211 180V177L212 178H214V177H213L212 174H209V172L211 170H214V168H215L214 165H216V168L219 167L217 169L218 171H219V169L221 167H223L220 170H222V169L223 170H227V173H228V169H229V173H231L232 176L228 173V177H229V175L231 177H233V179L231 177L228 178V180L231 181V182H240V180L242 181L243 179L248 178V177L252 178L253 175L249 174L250 171L247 172L250 169V165L248 163V161H249L248 157H250V155H254L255 154L254 155V156H256L255 158H257L258 161L261 160L259 163H261V162H262V164L264 163V160L262 161V157H264V155H263V153H264V150H263L264 149V142H263L264 141V138H263L264 137L263 136L264 135V129L261 131V127H259V125L257 127L256 123H259V121H258V118L254 117V113L255 112H256V114L258 113V116L256 114H255V116L259 117V111H260L259 109L263 108L262 106L264 105V102H263V100H264V90H261V89H264V84L262 85L263 82L259 83V82H261V80L263 78L262 76H264V72H263L264 71V61H263V59H264V38H263L264 37V28H263V30H261ZM87 30L88 31H86V33H89V34H86L87 38L85 37L87 40H85V38H84V39H82L83 41L81 40L82 43L80 42V45L82 44L83 46L82 45L81 46L82 47L85 46L86 48L89 46L88 44H92V40L93 39H95V38L100 39L97 36L96 32L93 31V29H92V31H90L91 28L87 29ZM94 30H95V28H94ZM122 30H124V31H122ZM49 32H47V33H49ZM174 33L176 34V31L173 32V34ZM93 34H96V36L93 35ZM173 34H171V35H173ZM210 34H209V37H210ZM257 34H259V35H257ZM91 36H93L94 38L91 37ZM120 37H122V34H120ZM211 37L208 38V39L209 40L212 39ZM100 40H102V39H100ZM212 40H210V41L213 42L214 40L213 41ZM170 42H172V41L167 42L168 43V46L166 47L167 50L172 47L173 43H170ZM77 44H78V42H77ZM86 45H88V46H86ZM169 46H170V48H169ZM249 46H250V48H249ZM251 46H252V48H251ZM86 48H84V50H86ZM195 51H196V53H194ZM195 51L193 52V54L197 55L198 54V50L196 49ZM36 52H38V51H36ZM168 57L169 56L166 54V55H163L161 58H162V60L166 61L168 59ZM21 58H24V60H25L26 57L24 55V56H21ZM24 60L22 59L21 62H23ZM95 60L96 61L99 60L98 56H96ZM24 63H25V61H24ZM68 64L69 63H67L66 65H68ZM68 66H70V64ZM36 67H38L39 71H41V72H37L38 71L37 68L35 69V71L33 70L32 74H33L34 77L44 75L46 70L48 69V65L47 64H44V66H41V67H40V65H38ZM64 67H67L66 68L67 70H65ZM40 68H43V69L40 70ZM63 68H64V70H63ZM198 69H200V68H198ZM198 69H191L189 72H190V74H192V73L194 74L196 71H199ZM7 71H10V72H7ZM70 72H72V73H70ZM189 72H188V74H189ZM262 72H263V74H262ZM38 73H41V75L38 74ZM59 76H60V78H58ZM90 76H91V79H90ZM255 77H256V79H255ZM257 77H259V78H257ZM1 79L3 81H1ZM254 80L255 81L257 80L256 81L257 83ZM35 81L38 82V83H36ZM48 81H50V82H48ZM252 81L255 82V83L252 84L253 83ZM1 83L3 85H1ZM256 85L260 86V87L257 88ZM1 86H4V87H1ZM38 87H40V88H38ZM7 89H9L8 92H7ZM2 91L3 92L6 91V92L3 93ZM12 91H13V93H12ZM17 92L19 94H17ZM234 92H236V93L238 92L239 95L237 96L238 93L234 94ZM32 93L34 95H36V96H34ZM81 93H82V95H81ZM232 93L234 95H236L239 99L241 97V100L245 99V100H243V104H245V106L242 103H240L241 101L239 99L237 100V99L234 98L235 101L233 99L234 102H232V105L229 108L227 106V102H229L228 99L232 97L231 96V95H233ZM15 94H17V95H15ZM4 95H5V97H4ZM247 95L249 97H247ZM33 96L35 97V99H34ZM5 98H7V99H5ZM246 98H248L247 100H249V101H252V100L254 101V102H249L248 101L250 103V105L252 104L251 106H253V103H254V107H256V106L258 107V108L256 107V109L254 108L255 111L254 112L252 111L253 114L250 111H248L249 109H252V110H254V109H253V107L249 106L248 102H245V101H247ZM3 100L5 101L4 103H3ZM79 100L80 101L82 100V101L80 102ZM26 101H27V103H26ZM74 101H76V102H74ZM66 102H67V105H66ZM208 103H209V105H208ZM212 103H213V105H212ZM236 103L238 104V106H237ZM74 104L75 105L79 104V106L74 107L75 106ZM84 104H86V105H84ZM234 104L237 107V108L236 107L235 108L238 110V107H239L241 112H242L241 107L243 106L242 108H243V110L244 109L246 110V111L244 110L246 113L244 111L242 113H245V114H239L238 112H236V110L233 109V107H232ZM25 106H26V108H25ZM12 107L15 108V109H13ZM53 107H55V108H53ZM82 107L83 108L85 107L86 109L82 110L81 109ZM74 108H75L76 111L74 110ZM76 108H78V111H77ZM79 109H80L81 112L79 111ZM224 109H225V111H224ZM219 110H222V111H219ZM240 110H239V112H240ZM82 111H84V113ZM78 112L80 113L79 115H77ZM235 112L237 114H239V116H240V117H237L238 115L236 116L237 118H239V120H236V118H235V120H233V122L234 121L235 122L238 121V122H236L237 125L235 123H233L232 120H231V119H234L235 116L233 114H235ZM247 112L249 114H247ZM85 113H88L90 115L89 118L87 117L88 114H86V116H83V114L85 115ZM260 114H261L260 117H259L260 120H261L260 122L264 123V116H263L264 112L260 113ZM241 115H242V118H244V119H240ZM249 115H250V117L251 116L254 117V119H253V117H251V118L254 120L256 128H255L254 122H252L253 120L252 119H251V121L249 120L250 119ZM79 116H83V117H79ZM261 117L263 118V120L261 119ZM41 118H43V119H41ZM44 118H45V120H44ZM80 118H83V119H80ZM245 118H247L249 121L247 119L245 120ZM50 119H52V121H56L57 123L59 122V124L56 123V126H58V128L55 127V125L53 127V125L50 123V121H51ZM87 119L90 120V121L92 120V121L91 122L87 121ZM82 120H84V121L86 120V121L84 122ZM243 120H245L246 122L244 121V123H243ZM255 120L258 121V122H256ZM67 121H69V122H67ZM35 122L37 123V125H35L36 124ZM198 122H199V124H198ZM231 122L233 123L232 125H234V128H232V129H235V127L237 126L236 127V131L238 130L239 133L238 132L235 133V130L230 129L232 127ZM247 122H249V124ZM250 122L254 125V127H252L253 125H251ZM81 123H84V124L86 123V125L89 124V123H91V124L89 126L87 125L85 127V125L84 124L82 125ZM183 123H184V125H183ZM5 124H7L8 126L5 125ZM45 124H47V125L49 124V125L47 126ZM188 124L190 126H188ZM78 125H82V127L84 126V128L82 129V127H80ZM186 125L188 126L187 130H186V127H187ZM193 125H195V126H193ZM228 125H229L230 128L227 127ZM248 125H251L250 126V130L248 129L249 128ZM263 125L261 124V126H263ZM62 126L64 127L63 130L61 129V128H63ZM74 126H77V128L75 127L76 130L74 129ZM191 126H193L192 128L194 129V131L196 129H197V131L200 130V129H202V130H200L201 132L200 131L199 132H197V131L194 132L193 129H191V130L189 129ZM199 126H200V128H199ZM87 127H89V128H87ZM156 127H157V129H156ZM78 128H80V129L78 130V133H77V129ZM86 128H87V130H86ZM252 128H254V129H252ZM66 129L68 131L71 129L72 131L71 132L69 131L71 134H69V132ZM258 129H260V130H258ZM185 130L186 131L190 130L191 133L190 132H186ZM252 130H253V132H252ZM73 131L74 132L76 131L75 132L76 134ZM81 131H82V133H80ZM83 131H84L85 135H83ZM232 131H234V133H232ZM65 132L68 133L71 137L68 134H66ZM193 132H194V135H192ZM243 132H248V133H245L246 135H243L244 134ZM188 133H189V137L187 135ZM240 133H242V134H240ZM65 134L68 137L65 138V136H66ZM72 134H73V136H72ZM77 134L80 135V140H79V135H77ZM230 134H231V136L234 134L233 137L239 134V136H240L239 141H238V137L239 136H237V139H236V137H234L236 140H231V141H233V143H231L230 141L229 142H225V138L227 136L229 138ZM74 135H76V136L74 137ZM183 137H184L185 140H183ZM191 137H193V138H191ZM11 138L15 139L14 143L16 145L14 143L11 144ZM81 138H83V139H81ZM173 138L177 139V141H179V142H177L175 140V142L172 143L174 141ZM66 139H69L70 141L66 140ZM73 139H74V141H72ZM223 139H224V143H222ZM39 140L43 144V146H41L42 144L40 142H38ZM81 140H82V143H81ZM68 141H69V143H72V144H68L67 143ZM64 142L67 144V146H65L66 144ZM203 142L205 143V145H204ZM49 143H51V145ZM230 143H231V145H230ZM35 144L36 145L38 144L37 146L41 147V148L38 147L39 148L38 151H37L38 148L35 146ZM226 144H229V147H230L229 149H228V145L226 147ZM257 144L260 145V147H259L260 149L259 150H258V147H256ZM11 145H14V146H11ZM74 146H71V149ZM152 146L153 147L155 146L154 148H157L159 150L161 148V151L162 150L163 151L166 150L165 151L166 153L170 150L169 151L170 153L168 152V154H166L165 157H164L165 159H163L165 161V162L163 161L164 162L163 165H165L167 163L168 166H166V167H168V168L172 167V168H169V170L170 169L172 170L174 166L181 168L182 170L179 169V172L180 171H182V172L179 173L178 171H176V172L174 171L173 173H175V175H173V176H176V175L178 176V174H179V176H182L180 174L183 173V177L179 178V176H178V179H180V181H178L176 179V181H178L180 183L184 180L183 183L180 184L178 182H175L174 179H173L174 181L172 179H170L172 181H170V180L168 181L167 180V181L162 182L161 181L162 180L161 175L158 173L159 177L157 176V178H158V180L160 179L159 180L160 183H162V185H164V186H162L158 182L160 184L159 185L157 183L158 180L156 178V174L154 173L155 175L153 174V176L149 177L150 179H148V180L149 181L151 180L152 182H150V183H152V184L154 183L155 185L151 184V186H150V184L147 183L149 181H147V179H146L144 182L147 183V186H146L145 183H144L145 185L144 184H140V185L137 184V185H139V187L137 186L138 188H136V186H134V184L132 183L131 180H129V178L131 179V177L134 176L135 171L138 172V169H139L140 165L144 164L143 163L144 160L147 159V157H149L148 156L149 153L151 151H152L151 153H153L154 150H153ZM9 147H11V148H9ZM46 147H47V149H46ZM64 147H67V148H64ZM17 148H19L20 150L18 151ZM43 148H44L45 152L41 150ZM55 148H56V150H55ZM223 148H227L228 149V151H227L228 153L226 151H225L226 154L224 152L221 153V151H223L222 150ZM52 149L54 151H52ZM75 149L73 148V150H75ZM157 149H155V150H157ZM218 149H220V150H218ZM256 149L258 151H260V153L258 151H256ZM64 150H62V151H64ZM212 150L215 153L216 152L219 153V155L217 153L215 154ZM237 150H238V153L236 152ZM4 151H5V153H3ZM255 151L258 152L261 155L257 156L256 154H258V153H256ZM261 151H262V153H261ZM209 152L210 153L213 152L215 155L218 156L217 158H219V159H215L216 161L213 160L212 158L213 157L216 158V157L214 156L213 153L210 154ZM23 153H25V154H23ZM173 153L176 154V155L179 153V155L181 157H183V159L182 158L181 159L182 160L185 159L183 161L184 163H182V161H180L181 159H180L179 155H178V157H175V158L176 159L179 158L180 160H177V161L175 160V161H176V163L179 162L180 164L178 165V163L177 164L173 163V162H175L173 160V157L171 156V155H174ZM208 153L210 154V156L208 155V159H207V154ZM46 154H48V156H46ZM223 154H225L224 155L225 157L222 158L221 156ZM21 156H22V158H20ZM254 156H251V157H254ZM45 157H48L50 161H47V159ZM19 158H20V160H19ZM202 158H204V159L202 160ZM199 159L201 161L198 162ZM209 159H210L211 163L213 162V164H210V161H208ZM16 160H17V164H16ZM172 160H173V162H172ZM14 162H15V166L17 165V167L14 166V164H13ZM19 162H21V163H19ZM225 162H227V163H225ZM172 163L175 164V165H173ZM207 163H208V168H207V165H206V168H205L204 164H207ZM180 165L185 166V167L182 166L183 168H186L189 165L190 169H189V167H187L186 170H185ZM191 165H193V166H191ZM211 165H213L212 166V167H214L213 169H211L212 167L209 168ZM8 166H9L10 169L7 168ZM3 167H4L5 170L2 169ZM226 168H228V169H226ZM239 168L241 170H239ZM6 170H8V171L6 172ZM207 170H210V171H207ZM102 174H106L107 175V179L104 180L103 184L101 185V188H102L101 191L103 193V197H102L103 200H101V202L99 203V205H101V206L98 205L95 209L92 210V206H91L92 205L91 204L92 203V195H93L92 193L95 191L96 188H95V185H91L89 187L90 189H87V190H91V191H86V193L88 192V194H85V198H87V202L84 203V206L85 205L86 206L82 207L83 212H82V217H81L80 222L77 225H73L72 224V220L70 219V214H71L70 210L71 209H65L60 214V216L58 218V222H56V224L52 225V222L50 220V213H51L50 211L51 210H49L48 208L53 207V205H56L59 196H61L63 193H65L67 190H69V188L71 189V188H73V186L75 187L76 184L80 183V181L91 180L92 178L94 179V177L96 178L97 176L102 175ZM247 174H249V175H247ZM189 176H190V179H192V181H190V179H188ZM49 177L51 179H49ZM154 177H155V180H157L156 182L155 181L153 182ZM257 177L258 176L255 175L252 179H250V180H253V182L251 181L250 188H248L249 190L251 189V186L255 182L254 180H256ZM1 178L4 179L5 177H1ZM1 178H0V180H1ZM30 178H32V177H30ZM182 178H187L188 180H185V179H182ZM237 180H239V181H237ZM168 182H170L171 184H168ZM172 182H174L175 184L172 183ZM1 183H2V185H1ZM4 183L5 182H0V187H1L0 191L2 192V193L0 192L1 195H3L4 191H2V190H4L6 188L5 185H7L6 183L5 184ZM177 183L179 185H181V186H179V185L177 186ZM193 183H195V181ZM211 183H208V184H211ZM129 185H132V186H129ZM24 186L26 187V189H25ZM152 186L153 187L155 186V188L157 186V188L156 189L153 188V190H152ZM130 187H131V189H134V190L136 188V190H135L136 192L134 190H131ZM132 187H134V188H132ZM167 187H168V189H167ZM45 188H47L48 190L44 191ZM164 188H166V189H164ZM148 189H149V191H148ZM221 189H222V191H220V192H222L223 194L220 193V192L218 193V195L220 194V196H221V198L219 197L220 198L219 199L220 200L219 204L221 203V199L223 198V196H225V194L227 192L226 188H224L225 191L223 190V188H221ZM177 190L179 191L178 194L176 192ZM249 190H247L246 191L247 193L245 192V194L250 195V194L253 193L252 189L250 191ZM24 191H26V193ZM41 191H42V193H44L43 197H40V195H39V192H41ZM131 191H134L135 193H133ZM147 191H148V193H147ZM155 191H157L158 193L156 192L157 194L156 193L152 194V192H155ZM143 192H145V193H143ZM261 193L264 194V187H263V190L261 191ZM129 194L130 195L134 194V195L130 196ZM175 194H177V196H175ZM262 194H261L260 198L264 197ZM38 195H39V197H38ZM184 196H186V198ZM161 197H162V199H161ZM164 198H165V201H163ZM182 199H183L184 203H182ZM216 199L212 201V203L214 204V205L213 204L212 205L214 207L219 205V204H217V201H219V200H218V198H216ZM169 200H170V203H169ZM260 200L258 201V203L260 202ZM189 201L191 202V204L188 205ZM262 201H264V199ZM127 202H131V203L137 204L138 208L135 209L134 211L133 210H129L128 208L125 207V204ZM163 202L165 204H163ZM168 204H170V205H168ZM174 204H176V206L178 204H181V205H178L176 207ZM183 204H186L187 206H185ZM192 204H194V205H192ZM167 205H168V208L165 207ZM236 205L237 204H233L234 207L231 206L232 207L231 211H230L231 207H229V209H228L229 212H228V210L225 209L226 212H228L229 214L227 213V215H225L226 212L224 211L223 212L224 216L223 215L221 216V217H223V219L221 217H219L220 215L217 217V218H221L222 220L215 219L214 220L215 222H211L214 225L216 223V221H217V223H216L217 225L220 224V225H223V226L226 227V228L224 227V229H223L222 226L220 227L222 230H224L223 231L225 233L224 234L221 229H218L219 226H217L215 224L216 228L218 227L217 231L219 232L221 230V232L223 233V234L220 233L222 236H220V234L216 231L215 225L213 226L211 223L209 225L210 228H208L209 226L206 227V229L205 228H199L200 229V230H198V232H200L199 234H195V233L192 234V231H193V227H192L193 224L192 223H193V221L191 219H188L191 222L188 221V223L186 224L187 221H185V223H184V224H186L187 227L185 225L184 226L182 225L183 229L181 228L179 230V231L182 230L181 231L182 234H186L184 239H183V241L179 242L177 244V245L180 246V248H178V246L176 244L175 245H176V247L178 249L176 247H174V245H173V249H175L176 250L175 251V250L171 249L172 245H169L167 250L163 251L164 253H161V252L159 253V255L162 254V256L161 255L159 256L158 254H155V257H154V254L152 252L148 253L147 255L146 254L139 255L138 256L139 259L141 258L140 260H143V258H144V261L138 262L139 260H137V261L134 262V264H138V263L142 264V263H144L146 261L148 263V261L150 259H152V261L150 260L149 264H153L154 262L156 264L157 263L158 264H189V263L193 264L192 261L195 260V259L196 260L198 259V260H197V262L195 261L194 264H223V263L224 264H228V261H230L231 259L233 260L232 264H238V263L242 264L241 262H242V259L244 258L243 256L245 255V250H243V249H245V248L242 246L243 249H240L241 248L240 246L243 244V242L245 244L247 241H249L250 239H252L254 237V235L256 234V231H258V228L262 225V222L264 221V217L262 219H260V222H259V219L257 221H255L254 223H256V224L248 223L247 220L245 221V218H246L245 217L244 220H241L242 224L239 222L242 225V227L240 229L238 228V233H236V234H234L233 232L231 233L230 231H234L233 227H234V223H235V221L233 220L231 214H233V209L235 208ZM261 205L262 204H259L258 206L260 207ZM164 208H166V210ZM46 209H48V210H46ZM180 209H181V211H180ZM174 210H172V211H174ZM41 213H42V215L44 214V219L45 220H43V223L40 225L41 228L39 227V229H42L43 233H45V234H44L43 238L40 240V242L37 245V247L35 248L34 252L31 253V254H28V252H27L28 247H27V244L26 245L24 244V242H26L24 240L28 239V234L33 230L32 228L34 227V225H32V224L33 223L35 224L36 218ZM23 214H25V216ZM23 216L25 217V220H24ZM227 217H228V219H227ZM145 218H147L148 220L145 219ZM19 219L22 222H20ZM26 219H27V221H26ZM141 220H143V221H141ZM231 220L233 221V223H230V222H232ZM248 220H250V219L248 218ZM225 221H227V222H225ZM243 221L247 222L246 225H245V222H243ZM228 223H230V225ZM18 224H21V225H18ZM169 224H170V226H169ZM169 224H167L168 228L165 226L166 224L164 225V227L167 228V230L169 229V230L172 231L173 226L171 228V223H169ZM190 224H191V226H189ZM226 224H228L229 227H227ZM232 224H233V227H231ZM241 225H239L238 227H240ZM12 226L14 228H16V229H14ZM211 226H213L214 228L211 229ZM189 228L192 231L189 230ZM250 228H251V231H248V230H250ZM50 229L53 230V231L55 230V231H54L53 237L51 238V241L49 243H47V241L49 240V237L47 235H49L48 231ZM208 229H211V230L208 231ZM184 230H187L186 231L187 233ZM179 231H178V233H179ZM189 231H191V232H189ZM206 231H208L207 233H209V234H211L213 231H215V233L213 232L212 233L213 235L211 237V235H208L206 233ZM227 232L231 233V234H228ZM181 233H180V235H181ZM239 233H241V234H239ZM223 235L226 237V239L230 237L228 239L229 241L226 240V243H224V245L222 247H219L217 250H215V252L213 250H209V254H208V251H206V253L204 252V255L202 256V254H199V253H203L201 251H203V250L205 251V249L201 248L202 250H200L199 253H195L196 251L198 252V250L196 248L195 249H193V248L197 247L199 249L201 246L198 247L199 246L198 244L202 245V242H204V239H206V238H208V239L211 238L212 239L215 236L216 238L215 239L213 238L214 240L213 239L212 240L216 241V239L218 237H220L219 240L224 238ZM112 236L115 237V238H113ZM241 238H242V241L240 240ZM5 239L6 240L8 239L9 241L7 240V242H6ZM112 241L115 243V245H114V243ZM191 241H193V242H191ZM238 241H241V242H238ZM5 243L6 244L8 243L6 247H5V245H3ZM235 243L237 244L236 246H235ZM18 244H20V245H18ZM100 245H102V246H100ZM19 246L22 247V248H20ZM107 247H108V249H107ZM111 247H112V250H111ZM226 247H230L232 250H230V248L227 249ZM96 248H97V250H96ZM234 248L235 249L238 248L237 250H240V251L236 252L234 250ZM5 249H7V250H5ZM94 249L96 251H98L100 249H103L102 250L103 252H101V254L102 253L103 254L102 255L99 254L100 257L98 256L96 259H94V257H93L95 255L94 254L95 252H93V251H95ZM169 249H170V251H169ZM90 251H92V253ZM105 251H107V252H105ZM166 251H168V252H166ZM211 251H212V253H211ZM223 251H226L227 253H225V252L223 253ZM19 252H21V253L19 254ZM111 252H112V254H111ZM192 252L195 253V254L201 255L200 256L201 258L200 257L197 258L199 255L198 256L196 255V257L194 259H189L187 256H189V255L191 256ZM222 253H223V255H222ZM2 254H3V256H2ZM91 254H92V257H91ZM163 254H166V256H164ZM171 255H172V257H171ZM219 255H220V257H219ZM4 257H5V259H3ZM146 257H147V259H146ZM212 257H214V259ZM176 258H178V259H176ZM223 258L226 261H224ZM63 259H64V261H63ZM99 259H100V261H99ZM105 259H107V260L105 261ZM164 259H165V261H164ZM189 260H191V261H189ZM207 260H209V263H208ZM236 260H238V261H236Z\"/></svg>",
	"mask_w": 264,
	"mask_h": 264
},
{
	"label": "clouds",
	"instance_id": "3",
	"mask_svg": "<svg viewBox=\"0 0 264 264\" xmlns=\"http://www.w3.org/2000/svg\"><path fill=\"white\" fill-rule=\"evenodd\" d=\"M8 3L9 0H0V5H6ZM12 3L15 4L16 0H12ZM55 3L56 0H28V6L23 9L24 21L29 24L38 23ZM78 20L77 6H73L70 10L62 12L49 33L50 36L58 40V46H71L78 28L87 27L86 22L81 25ZM125 207L134 211L138 208V205L127 202Z\"/></svg>",
	"mask_w": 264,
	"mask_h": 264
}]
</instances>
